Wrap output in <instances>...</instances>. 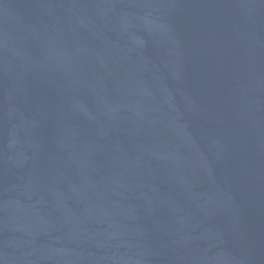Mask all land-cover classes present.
<instances>
[{"label": "water", "instance_id": "95a60500", "mask_svg": "<svg viewBox=\"0 0 264 264\" xmlns=\"http://www.w3.org/2000/svg\"><path fill=\"white\" fill-rule=\"evenodd\" d=\"M0 264H264V0H0Z\"/></svg>", "mask_w": 264, "mask_h": 264}]
</instances>
